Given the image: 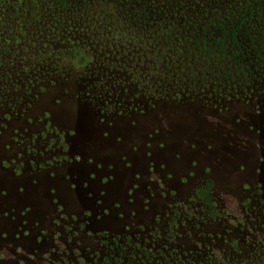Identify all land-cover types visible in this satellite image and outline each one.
I'll return each mask as SVG.
<instances>
[{"label":"snow or ice","instance_id":"obj_1","mask_svg":"<svg viewBox=\"0 0 264 264\" xmlns=\"http://www.w3.org/2000/svg\"><path fill=\"white\" fill-rule=\"evenodd\" d=\"M85 2L132 23H77L71 44L38 53L6 50L0 32V264H198L212 250L246 264L264 243L257 221L238 227L264 206V83L244 84L249 72L236 91H193L161 76L147 21L133 20L166 0ZM225 176L245 203L202 216L206 182Z\"/></svg>","mask_w":264,"mask_h":264},{"label":"trees","instance_id":"obj_2","mask_svg":"<svg viewBox=\"0 0 264 264\" xmlns=\"http://www.w3.org/2000/svg\"><path fill=\"white\" fill-rule=\"evenodd\" d=\"M141 8L143 11L138 17H133V20L141 28L147 21L152 43L146 46L152 49L155 62L157 64L163 62L166 66L163 70H159L161 76H164L165 72L168 76L175 77L189 73L190 80L194 82L199 72L200 76L205 73L203 68L205 66H202L203 70H200L194 64L202 63L220 53H230L232 57L237 55L234 48L241 42L238 35L240 21L230 28L221 21L216 23L213 30L211 27L208 28L205 22L202 23L203 26L197 27L198 20L192 13H188L189 8H186L179 0H166L161 2L159 7L144 3ZM190 10L193 12V9ZM152 17H156L155 21ZM112 20H115L116 26L121 23H132V21H121L113 15L111 8L103 4H89L85 0H71L70 7L62 0H46V2L42 0L40 4H32L29 0H24L23 3L20 0H5L3 8L0 9V32L4 34L6 50L16 48L15 42L21 41L19 50L23 51L27 48L38 53L42 42L50 38L59 40L62 44L67 40L71 44L70 32L77 31V23L87 24L90 30L95 31L97 27L110 25ZM153 28H155L154 32ZM32 43L37 45L35 50L31 49ZM227 45L230 50L225 52L224 47ZM50 50L55 51L51 47ZM233 69L234 67L226 69V74L233 75ZM57 71H59V65ZM64 78L67 79V77ZM188 87L192 90L193 84L189 82ZM208 189L206 186L204 200L207 202L209 201ZM222 255L216 256L210 252V255L205 256L198 264H220ZM223 264L227 262L224 261ZM232 264H243V262L233 260ZM246 264H264V250L256 246L255 251L248 254Z\"/></svg>","mask_w":264,"mask_h":264},{"label":"rangeland","instance_id":"obj_3","mask_svg":"<svg viewBox=\"0 0 264 264\" xmlns=\"http://www.w3.org/2000/svg\"><path fill=\"white\" fill-rule=\"evenodd\" d=\"M179 1L186 8H189L188 13H192L198 20L197 27L203 26L202 23L205 22L207 23V27H211L213 30L216 23L221 21L230 28L240 21V32L238 35L241 42L238 47H233L237 53L235 57H232L230 53H220L218 56H213L202 63L194 64L200 70H203L201 67L205 66L203 67L205 71L204 75L200 76L199 72L194 78V82L190 80L189 73L187 75H179L175 77L176 82L180 85L185 83L188 85L191 82L193 84V91L197 90V85L199 84V91L202 94L204 88L209 85L215 87L216 91L219 92L221 87L226 88L231 84L232 91H236V85L241 84V80L249 72H251V75L243 81L244 84L253 85V78L257 82L264 83V81H261V76H264V70L260 68V65L264 64V0H202L203 7L196 4L195 0ZM190 9H193V12ZM224 49L225 52H228L230 50L229 45L225 46ZM232 67H234L232 71L233 75L227 76L226 69ZM252 69L260 71V76H257V72L252 71ZM238 73L240 74L239 76L237 75ZM181 90L183 91L184 89L181 88ZM250 91L249 88V94ZM176 118L182 119V113L177 112ZM259 141L262 147H264V134L261 135ZM261 180L264 181V177H261ZM216 183L217 181L215 180L206 182V186L210 189L208 193L209 201L207 202L204 199L202 201V216L215 217L219 220L224 216H229L231 211L243 205L245 201L243 199L244 194L236 189L234 183L226 176L221 178L219 188L216 187ZM250 209H255V211ZM250 209H246L248 215L245 218V222L238 227L246 229L248 221L255 220L257 221L255 226L259 229L260 233L264 234V227H260V217L264 216V206L257 207V202H253L250 205ZM233 223L234 221L229 223L228 227L231 228ZM250 235L244 232L240 233L246 244L249 241ZM260 239L261 237L257 238L251 251H255L256 246L264 250V243H261ZM211 253L218 256L214 250ZM85 261L86 264H90L86 256Z\"/></svg>","mask_w":264,"mask_h":264},{"label":"flooded vegetation","instance_id":"obj_4","mask_svg":"<svg viewBox=\"0 0 264 264\" xmlns=\"http://www.w3.org/2000/svg\"><path fill=\"white\" fill-rule=\"evenodd\" d=\"M227 75V74H226ZM228 76V75H227ZM230 76V75H229Z\"/></svg>","mask_w":264,"mask_h":264}]
</instances>
